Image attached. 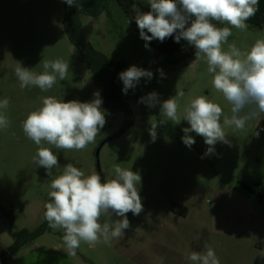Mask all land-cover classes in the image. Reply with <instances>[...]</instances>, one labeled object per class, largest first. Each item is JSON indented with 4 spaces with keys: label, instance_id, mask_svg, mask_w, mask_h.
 <instances>
[{
    "label": "rangeland",
    "instance_id": "374dc122",
    "mask_svg": "<svg viewBox=\"0 0 264 264\" xmlns=\"http://www.w3.org/2000/svg\"><path fill=\"white\" fill-rule=\"evenodd\" d=\"M136 1L148 4V0ZM63 18V0H0V101H9L7 109H0L9 121L6 128H0V252L14 243L11 221L14 232L48 225L44 212L45 204L51 202V180L68 163L86 176L100 175L102 182L115 177L117 164L138 173L143 210L139 215L126 214L130 226L122 237L92 245L81 242L74 256L62 239L63 229L48 226L8 264H193L188 255L206 251L205 244L220 264H264V191L256 187L264 185V113L247 121L243 129L224 126L229 143L217 142L211 154H205L208 145L195 132L189 133L195 143L186 146L182 129L190 125L183 120V110L191 99L206 96L218 103L222 124L224 116H231V105L214 89L204 54L196 59L195 47L185 41L172 61L155 57L118 0H109L107 11L97 17L82 16L80 25L83 40L110 61H122L125 70L135 65L152 71L150 80L141 78L136 85L137 96L126 100L133 124L127 127L126 114L108 112L102 101L106 124L95 142L82 150L57 149L42 142L57 155L59 166L53 168L51 177L37 167L33 157L38 146L24 134L22 122L42 106V98L90 102L99 93L102 100L92 72L64 31ZM213 22L231 29L224 50L234 43L247 51L264 38V29H237ZM57 59L69 63L65 80L57 75L48 91L20 87L15 75L18 62L40 74L44 61ZM117 86L122 91L120 79ZM151 92L161 102L176 99L179 124L161 115L160 103L148 107L139 102ZM255 107L246 106L240 115ZM154 124L158 125L155 140L149 134ZM102 143L100 174L95 154ZM242 183L258 190L261 199ZM182 207L188 216L182 214ZM111 219L121 218L113 214ZM104 221L101 217L100 222ZM253 242L262 252L251 247Z\"/></svg>",
    "mask_w": 264,
    "mask_h": 264
},
{
    "label": "clouds",
    "instance_id": "9594fccd",
    "mask_svg": "<svg viewBox=\"0 0 264 264\" xmlns=\"http://www.w3.org/2000/svg\"><path fill=\"white\" fill-rule=\"evenodd\" d=\"M64 2L69 6L76 5V0ZM148 4L150 10L147 12L140 11L136 3L132 4L140 37L146 42L153 39L163 42L170 37L176 43L186 40L195 47L196 59L204 54L214 89L231 105V116H224L223 124L222 107L206 96L193 98L184 107L183 120L190 127L182 129L183 143L190 148L195 139L189 133L195 132L208 145L205 154H211L217 142L229 143L224 126L243 129L247 121L264 113V38L257 39L247 51H241L234 43L224 50L222 45L232 34L231 29L217 27L212 21L245 29V21L256 14L259 0H148ZM145 47H148L147 43ZM43 69L37 74L18 62L15 75L20 87L36 86L48 91L56 83L57 75L61 81L65 80L69 63L60 59L44 61ZM159 71L163 76V71ZM118 77L123 82V93L127 94L141 78L150 80L153 73L132 65L121 71ZM95 95L97 98L90 102H65L53 96L43 97L42 106L30 112L22 122L24 134L38 146L33 162L37 167H43L48 176L53 175L52 170L59 163L57 155L42 142L57 149L82 150L95 142L105 126L102 100L99 93ZM183 95V92L179 93V96ZM139 102L148 107L160 103L162 116L176 124L181 121L179 105L174 97L161 102L158 94L151 92L141 97ZM8 104V99L0 101V109H7ZM249 105L256 107L248 114L240 115ZM8 124L7 117L0 114V128H6ZM157 126L154 124L149 129L153 140ZM114 173V178L102 182L100 175L86 176L82 170L68 163L62 174L51 180L48 193L51 202L45 204L44 219L49 228L63 229L62 239L70 255H76L81 242L92 245L122 237L130 226L126 214L139 215L143 210L138 190L141 176L119 164L114 166ZM113 214L121 219L112 220ZM101 217L105 218L103 223L100 222ZM204 247L206 251H192L188 259L193 264H220L214 250L206 244Z\"/></svg>",
    "mask_w": 264,
    "mask_h": 264
},
{
    "label": "trees",
    "instance_id": "16d2710c",
    "mask_svg": "<svg viewBox=\"0 0 264 264\" xmlns=\"http://www.w3.org/2000/svg\"><path fill=\"white\" fill-rule=\"evenodd\" d=\"M108 2L109 0H76V5L69 6L63 0L64 18L62 26L72 44L77 48L79 59L85 63L92 72L95 85L101 93L102 101L107 111L124 112L127 116V127H130L133 124L134 119L131 108L126 103V100L136 97L137 93L134 88L128 91L127 94H124L117 86L119 81L118 74L125 70L124 63L122 61H110L106 56L92 49L82 38L80 18L82 16H99L102 12L107 11ZM118 2L139 34V28L135 22L136 14L132 10V4L136 3L142 12L149 11L150 5L136 0H118ZM212 23L215 24L213 21ZM245 23L250 29H264V0H259L256 14L246 20ZM185 41L186 40L181 39L179 43H176L171 37L166 38L163 42L156 39H153L150 42L143 40L145 44H148V48L153 52L155 57H163L168 61H172L175 54L183 47ZM242 184L245 189L254 193L261 199V194L258 190L245 183ZM256 187L264 191V185L259 184ZM182 209V214L185 215L186 208L182 207ZM9 228L10 234L14 238V243L0 252V264H8L13 260L25 246L31 244L45 233L48 230V225L44 224L39 229L31 232H14L12 230L13 223L11 221Z\"/></svg>",
    "mask_w": 264,
    "mask_h": 264
},
{
    "label": "water",
    "instance_id": "95a60500",
    "mask_svg": "<svg viewBox=\"0 0 264 264\" xmlns=\"http://www.w3.org/2000/svg\"><path fill=\"white\" fill-rule=\"evenodd\" d=\"M104 145V143H102L101 145H100V148L96 151V154H95V156H96V158H97V169H98V172L101 174V170H100V166H99V161H98V158H99V152H100V149H101V147Z\"/></svg>",
    "mask_w": 264,
    "mask_h": 264
},
{
    "label": "crops",
    "instance_id": "0c3cea01",
    "mask_svg": "<svg viewBox=\"0 0 264 264\" xmlns=\"http://www.w3.org/2000/svg\"><path fill=\"white\" fill-rule=\"evenodd\" d=\"M187 213H188V211L186 212L185 215H187ZM185 215H184V216H185ZM187 216H188V215H187ZM255 246H257V242H253V243H251V247H252L255 251H260V252H262V250H261L260 248L255 247ZM222 264H225V263L222 261Z\"/></svg>",
    "mask_w": 264,
    "mask_h": 264
}]
</instances>
